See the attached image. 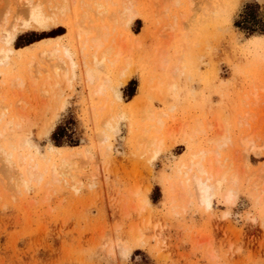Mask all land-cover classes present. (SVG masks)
Here are the masks:
<instances>
[{
  "label": "rangeland",
  "instance_id": "374dc122",
  "mask_svg": "<svg viewBox=\"0 0 264 264\" xmlns=\"http://www.w3.org/2000/svg\"><path fill=\"white\" fill-rule=\"evenodd\" d=\"M135 1L134 19L126 27L122 23L114 25V35L125 47L121 48L118 62L111 64L91 59L89 52L80 49V39L73 34V21L79 12L74 7L63 20L47 27L20 28L15 32L10 44L15 49L12 58L0 65V128L10 116L18 126L12 124L9 131L0 129V147L10 149L13 144L17 151L33 154L41 162L53 158L56 150L60 156H80L70 157L74 181L60 176L59 181L52 182L46 176L40 182L30 180L23 187L19 185L18 189L9 181L0 159V264H264V6L261 9L256 0H165L173 3L166 7L165 3L158 6L161 0L157 4L154 0L156 7L153 0ZM159 9L163 14H157ZM182 16L184 23L179 19ZM166 23L171 37L168 44H163L169 33L168 29L163 32ZM55 44L67 47L74 61L69 69L68 60L62 56L64 70H58L62 80L50 70L55 61L40 58L37 62L40 52ZM162 46L165 54L158 56ZM31 60L37 63L34 67L46 71L38 69L33 73L35 64L28 66ZM157 62L162 70L155 65ZM27 66L30 73L25 70ZM121 67L126 69L120 72ZM172 72L176 75L170 76ZM28 73L35 75L31 76L34 86L30 85ZM16 77H23L22 85L9 84ZM101 77L107 79L108 86ZM159 78L158 91L153 84ZM53 81L57 83L54 86ZM97 84L104 86L101 89ZM254 88L261 97L256 101L251 94L242 101L244 92ZM117 105L122 115L116 119ZM167 107H171L169 112ZM144 108L154 109L155 116L157 111L159 116L160 112L166 114L161 116L163 128L156 133L162 140L157 148L161 151L151 152L135 143L142 126L157 124L155 119L139 120ZM91 111L95 119L89 115H93ZM223 114L226 124L220 119ZM244 114L253 118H247V126L238 120L241 126H237V115L241 118ZM191 115L202 122V136L201 132H189L195 119ZM105 116H111L112 129L102 126L100 119L104 121ZM220 122L221 126L227 125L221 133L230 142L226 140V144L216 147L209 140L215 129L220 133ZM246 134L256 137L250 149L240 147V139ZM17 140L26 144L20 148ZM199 147L215 148L220 162H224L222 170L229 165L230 172L233 168L240 170L237 186L223 182L207 208L198 204L193 190L180 194L185 192L183 181L191 176L186 168ZM229 188L237 189L233 204L223 201ZM180 195L183 200L177 198Z\"/></svg>",
  "mask_w": 264,
  "mask_h": 264
},
{
  "label": "bare ground",
  "instance_id": "6f19581e",
  "mask_svg": "<svg viewBox=\"0 0 264 264\" xmlns=\"http://www.w3.org/2000/svg\"><path fill=\"white\" fill-rule=\"evenodd\" d=\"M158 2V0H155V2ZM164 1V2H163ZM168 1V0H167ZM167 1H165V0H161V2L159 1L158 3V6L159 5H161V4H163V3H165L164 4V7H166V4H171V2L169 1V2H167ZM174 1H176V0H174ZM134 2H136L135 0H0V65H2V64H5L7 61H8V59L12 56V54H13V52H14V48L13 47H11V40H12V38H13V36H14V34H15V32L18 30V29H20V28H28V27H47L50 23H52V22H54V23H56V21L58 22L59 21V19H61V20H63L62 18H63V16L65 15V13L71 8L72 9V7H74V8H76V11H77V9L79 10V12L77 13V19L75 20V22L73 21V25L72 26H74L73 28H75L74 29V31H73V34H74V32H75V34L79 37V39H80V49L82 50V52H89V54L91 55H89L90 57H91V59L93 58L94 60H99V61H102V60H105V61H109L110 63L109 64H111V63H114V62H116L118 59V57H120L119 55L121 54V48H123V47H125L124 46V44H123V46H122V44L120 45V41H118V40H120V38L117 40L116 39V37H115V33H114V25L115 24H120V23H122V24H125L124 26L126 27V25H128L133 19H134V17H135V15H136V10H135V8H134ZM157 2H156V4H157ZM167 2V3H166ZM256 2H257V4L260 6V8L262 9L263 8V6H264V0H256ZM152 5H155V7H156V4H154V0L152 1ZM177 3V2H176ZM193 3V2H192ZM173 4V3H172ZM171 4V5H172ZM180 4V3H179ZM182 4V3H181ZM174 5H176L175 3H174ZM219 5H221V4H219ZM235 5V4H234ZM238 5V4H237ZM158 6H157V8H158ZM163 6V5H162ZM178 6V5H177ZM189 6V5H188ZM161 7V6H160ZM170 6H168V8H169ZM188 8V7H187ZM154 9H156V8H154ZM162 10H164L165 11V9L164 8H161ZM170 9V8H169ZM157 10V9H156ZM75 11V12H76ZM167 11V10H166ZM74 12V13H75ZM69 12H67V14H68ZM160 13V14H159ZM177 13H179V12H177ZM181 13V12H180ZM178 14L179 16L180 15H182V14ZM188 13V12H187ZM139 14V13H138ZM157 14H159V15H161V14H163L161 11H160V9H159V12L157 13ZM158 15V16H159ZM66 16V15H65ZM173 16H174V14H173ZM172 16V17H173ZM68 17V16H67ZM172 19H175L174 17L172 18ZM180 19V21L181 22H183V20H181V19H184L183 18V16L181 17V18H179ZM169 20H170V18H169ZM179 21V22H180ZM177 22V21H176ZM60 23V22H59ZM63 23V22H62ZM171 23H174V20H172V22ZM184 23V22H183ZM122 24H120V26L122 25ZM181 24V26L180 27H182V23H180ZM168 23H166V25L165 26H163V27H165V30H163V32L164 31H166L167 32V29H168ZM166 26H167V28H166ZM171 26V25H170ZM66 27V26H65ZM125 27H122V28H125ZM175 27V26H174ZM67 28V27H66ZM116 28V27H115ZM68 29V28H67ZM162 29V28H161ZM164 29V28H163ZM25 30V29H24ZM169 30V29H168ZM177 30H178V28H177ZM176 30V31H177ZM20 31V30H19ZM170 31L171 30H169L168 32L169 33H166V35L165 36H167L166 37V41L163 43V44H165V43H167V39L168 38H170V37H168V34H170ZM175 31V30H174ZM162 32V31H161ZM161 32H160V34H161ZM71 34V33H70ZM119 34H121V32H119ZM16 35V34H15ZM75 36V35H74ZM119 36V35H118ZM173 36V35H172ZM61 37V36H60ZM76 37V36H75ZM62 38V37H61ZM60 39V38H59ZM76 39V38H75ZM122 41H123V37H122V39H121ZM58 41V40H57ZM121 41V42H122ZM129 41V40H128ZM136 41L137 40H135L134 41V43H135V45H136ZM40 43V42H39ZM59 43V42H58ZM127 43V42H126ZM125 43V44H126ZM130 44V43H129ZM128 44V45H129ZM132 44V43H131ZM138 44H139V42H137V46H138ZM168 44V43H167ZM166 44V45H167ZM252 44H254V43H252ZM64 45V44H63ZM127 45V44H126ZM257 45V44H256ZM40 46V45H39ZM38 46V47H39ZM49 46V45H48ZM122 46V47H121ZM129 46H131V45H129ZM128 46V47H129ZM37 47V48H38ZM43 47V46H42ZM45 48V47H44ZM47 48V47H46ZM49 48V47H48ZM137 48V47H136ZM162 48H163V46H162ZM43 49V48H42ZM79 48H77V50H78ZM124 49V48H123ZM126 49H128V48H126ZM159 49H161V48H159ZM158 49V53H157V55L159 54V53H161V54H165V52H164V48H163V52H162V49L161 50H159ZM80 50V51H81ZM35 51V50H34ZM79 50H78V52H80ZM128 51V50H127ZM160 51V52H159ZM167 51V50H166ZM24 53H25V51H23ZM27 52V51H26ZM30 53V52H29ZM39 53H37L36 55H38ZM160 54V55H161ZM122 55V54H121ZM160 55H158V56H160ZM30 56V55H29ZM32 56V55H31ZM40 56V57H39ZM62 56L63 57H65L67 60H68V63H69V69L70 68H73V66H74V61H73V57H72V55H71V53H70V51L68 50V48L67 47H65V46H62V45H59V44H55L52 48H50L49 50H43V51H41L40 52V54L38 55V57H39V59H38V61L37 62H39V60L41 61V59L43 60H51V61H55V63L53 64L52 63V68H50V65H49V68H50V70L52 69V73L54 74V76L55 75H61V73H59L60 72V70H59V68L60 69H63L64 70V68L62 67V65H63V62H61L63 59H62ZM81 56V55H80ZM84 56V55H83ZM181 56V55H180ZM21 57V56H20ZM82 57V56H81ZM126 57H127V55H126ZM126 57H122V59L123 60H126ZM173 57V56H172ZM261 57V56H260ZM264 57V56H263ZM12 58V57H11ZM19 58V57H18ZM23 58V57H22ZM26 58H28V57H26ZM34 58H35V56H34ZM41 58V59H40ZM87 58V57H86ZM128 58V57H127ZM175 58H177L178 60H181V57H178V56H176ZM30 59H32V58H30ZM29 59V60H30ZM36 59V58H35ZM129 59V58H128ZM160 59H161V57H160ZM13 60V59H12ZM23 60V59H22ZM21 60V61H22ZM82 60V59H81ZM163 60V59H162ZM161 60V61H162ZM165 58H164V61H163V63L165 62ZM169 60V59H168ZM167 60V61H168ZM173 60V59H172ZM178 60H177V62H178ZM25 61V60H24ZM23 61V62H24ZM50 61V62H51ZM58 61H60L59 63H61V64H59V66H58ZM75 61H76V58H75ZM92 61V60H91ZM157 61V60H156ZM161 61H159V62H161ZM262 61V60H261ZM43 62V61H42ZM82 61H80V63H81ZM118 62V61H117ZM125 62H127V61H123V63H125ZM155 62V61H154ZM175 62V61H174ZM180 62V61H179ZM29 63V62H28ZM41 63V62H40ZM77 63V62H76ZM121 63V62H120ZM20 64V63H19ZM33 64H35V65H33ZM37 63H35L34 61H30V63H29V65L28 66H31V65H33L32 67H34V66H36L37 67V65H36ZM42 64V63H41ZM41 64H39V65H41ZM49 64V63H48ZM92 64V63H91ZM160 64V63H159ZM162 64V63H161ZM171 64H172V62H171ZM260 64H262V62L260 63ZM27 65V64H26ZM43 65V64H42ZM60 65H61V67H60ZM65 65V64H64ZM76 65H78V64H76ZM83 65V64H82ZM81 65V66H82ZM125 65V64H124ZM127 65V64H126ZM125 65V66H126ZM155 65H157V67H158V62L155 64ZM264 65V63L262 64V66ZM22 66H25V65H22ZM27 66V68L25 69V70H28L29 71V67ZM66 66V65H65ZM89 66H90V64H89ZM112 66V65H111ZM110 66V67H111ZM21 67V66H20ZM36 67H34V71H32L33 73H35L38 69L40 70H42V68L41 67H39V68H36ZM67 67V66H66ZM91 67V66H90ZM108 67V66H107ZM163 67V66H162ZM175 67H177L178 68V66H177V63H176V66ZM174 67V68H175ZM182 67V66H181ZM259 67V66H258ZM36 68V69H35ZM85 68V67H84ZM99 68H100V66H99ZM159 69H161L160 67H158ZM170 68H172V66L170 67ZM177 68H175V69H173L172 68V70H174V72L176 71V70H178ZM254 68H255V66H254ZM260 68V67H259ZM2 69V68H1ZM123 69H126V68H123ZM122 69V67H121V70H119L120 72L123 70ZM5 70V69H4ZM36 70V71H35ZM40 70V71H41ZM58 70H59V72H58ZM156 70H157V68H156ZM162 70V69H161ZM23 71V70H22ZM42 71H46V70H44V68H43V70ZM71 71V70H70ZM126 71V70H125ZM167 71V70H166ZM170 71V70H169ZM168 71V72H169ZM179 71H181L180 69H179ZM263 71V70H262ZM3 72V71H2ZM6 72V71H5ZM64 72V71H63ZM73 72V71H72ZM120 72H118L119 74H120ZM158 72V71H157ZM165 72V71H164ZM171 72V71H170ZM174 72H172L171 74H170V76L171 75H176ZM178 71H176V73H177ZM259 72V71H258ZM264 72V71H263ZM24 73V72H23ZM27 73V72H26ZM29 73H30V71H29ZM28 73V74H29ZM37 73H38V71H37ZM59 73V74H58ZM92 73V72H91ZM261 73V72H260ZM1 74H3V73H0V75ZM63 74V73H62ZM65 74H66V69H65ZM70 74H72L71 72H70ZM99 74V73H98ZM122 74V73H121ZM120 74V75H121ZM162 74V73H161ZM16 75H18L17 73H16ZM23 75V74H22ZM51 75V74H50ZM59 75V76H60ZM85 75V74H84ZM118 75V74H117ZM262 75V74H261ZM260 75V76H261ZM263 75H264V73H263ZM31 76H33V75H31ZM30 76V74H29V77L28 78H30L31 77ZM35 76V75H34ZM34 76H33V78H34ZM46 74H45V78H46ZM122 76H123V74H122ZM254 76V75H253ZM48 77V76H47ZM57 77V76H56ZM61 77V76H60ZM64 77H65V75H64ZM70 77H71V75H70ZM87 77V76H86ZM161 77V76H160ZM178 77V76H177ZM258 77V76H257ZM4 78V77H3ZM32 77L30 78V79H32L31 80V86L33 85V84H36V83H33V82H35V79H33ZM49 78V77H48ZM66 78V77H65ZM64 78V80H66ZM153 78V77H152ZM155 78V77H154ZM153 78V79H154ZM158 78V77H157ZM167 78V77H166ZM179 78V77H178ZM259 78V77H258ZM263 78V77H262ZM12 79V78H11ZM14 80H15V82H13L12 80H11V82L9 83L10 85H12V86H14V84L16 83V84H18V85H22L23 84V82H24V80H23V77L22 78H19V77H16V78H13ZM38 79V78H37ZM55 79V78H54ZM59 79V78H58ZM61 80L63 79V76L60 78ZM70 79V78H69ZM68 79V81H71V80H69ZM95 79V78H94ZM97 79V78H96ZM100 79H105V78H100ZM127 79V78H126ZM151 79V78H150ZM150 79H148V82L150 81ZM160 79V78H159ZM159 79H157L156 80V82H158V84L154 81V86H156V89L157 88H160V81H161V79L159 80ZM170 79V78H169ZM250 79V78H249ZM1 80V79H0ZM34 80V81H33ZM48 80V79H47ZM46 79L45 80H43V81H47ZM85 80H87V79H85ZM264 80V79H263ZM29 81V80H28ZM43 81L40 83V87H42V84H43ZM67 81V80H66ZM103 81V82H102ZM101 82L104 84V80H102ZM255 81V80H254ZM13 82V83H12ZM48 82V81H47ZM52 82V81H51ZM91 82V81H90ZM251 82V81H250ZM263 82V81H262ZM1 83H3V82H1ZM46 83V82H45ZM55 83H56V81H55ZM55 83H54V81H53V83L51 84V85H55ZM59 83V82H58ZM88 83H89V80H88ZM155 83L157 84V85H155ZM15 84V85H16ZM28 84V83H27ZM46 84H48V83H46ZM57 84V83H56ZM101 84V83H100ZM100 84H97V86L99 85L100 86V88L102 89V87L104 86V85H100ZM105 86H108V84H107V79H105ZM175 84V83H174ZM258 84V83H257ZM167 83H166V86H165V88L167 89ZM170 85H173V83L171 84L170 83ZM176 85V84H175ZM254 85V84H253ZM256 85V84H255ZM264 85V84H263ZM34 86V85H33ZM153 86V87H154ZM169 86V85H168ZM15 87H17V86H15ZM26 87V86H25ZM48 87H49V85H48ZM57 87V86H56ZM163 87V86H162ZM21 88V87H20ZM50 88V87H49ZM97 88V87H96ZM99 88V89H100ZM105 88V87H104ZM58 89V88H57ZM98 89V88H97ZM153 89H155V88H153ZM162 89V88H161ZM165 89V90H166ZM256 89H258L257 87H256ZM255 88H254V90L255 91H253L252 90V92H250V93H248L249 91H247V93H245L244 92V94H243V97L241 98V100L243 101H246V99L248 98L249 99V96H251V94H252V98H255V100L257 101V98H259V96L261 97V95H259V93H258V95L259 96H257L256 95V90ZM259 89H261V87L259 88ZM259 89H258V91H259ZM262 89H264V86L262 87ZM261 89V90H262ZM21 90V89H20ZM158 90V89H157ZM164 90V91H165ZM172 90V89H171ZM48 91V90H47ZM51 91V90H50ZM49 91V92H50ZM56 91V90H55ZM58 91V90H57ZM159 91V90H158ZM158 91H157V93H158ZM167 91V90H166ZM168 91H170V90H168ZM167 91V92H168ZM41 92H43V95H46V93H45V91L44 90H42ZM52 92V91H51ZM94 92H97V91H94ZM45 93V94H44ZM56 93V92H55ZM58 93V92H57ZM98 93H101V92H99V90H98ZM168 93H170V92H168ZM53 95H54V92L52 93ZM51 93H50V96L52 95ZM158 94H160V92L158 93ZM163 94V93H162ZM164 94H166V92H164ZM56 95V94H55ZM59 95H61V91L59 90ZM168 95V94H167ZM159 96V95H158ZM161 96V95H160ZM159 96V97H160ZM164 96H166V95H164ZM4 97V96H3ZM263 97V96H262ZM18 98V97H17ZM21 98V97H20ZM65 98H63L62 99V103H63V100H64ZM2 100V99H1ZM18 100H20V99H18ZM23 100V99H22ZM105 100V99H104ZM254 100V102H256ZM66 101V100H65ZM113 101V100H112ZM118 102V101H117ZM10 103V102H9ZM56 103V102H55ZM116 103V102H115ZM120 103V102H119ZM245 104H243V105H246V102H244ZM258 103V102H257ZM5 104V103H4ZM17 104V103H16ZM64 104V103H63ZM107 104H109V103H107ZM113 104V103H112ZM141 104V103H140ZM62 105V104H61ZM56 106H57V104H56ZM103 106V105H102ZM107 106H109L110 107V105H107ZM118 106V105H117ZM65 107V106H64ZM141 108L143 107V106H140ZM139 107V108H140ZM172 107V106H171ZM171 107H167L166 109H167V111L169 112V110H168V108L170 109ZM57 108V107H56ZM58 108H59V106H58ZM117 108V109H116ZM124 108V107H123ZM147 108V107H146ZM0 109H1V107H0ZM92 109V111H93V108H91ZM91 109H89V110H91ZM97 109H100L99 107H97ZM104 109V108H103ZM108 109H110V108H108ZM115 109L117 110L115 113H116V115L114 114V117L117 119V115H119V116H121L122 115V110H121V107H115ZM115 109L113 110V111H115ZM151 109V108H150ZM21 110V109H20ZM58 111H59V109H57ZM105 110V109H104ZM112 110V109H111ZM140 110V109H139ZM138 110V111H139ZM142 110V109H141ZM19 111V110H18ZM91 111V112H92ZM98 111V110H97ZM153 111H154V109H153ZM153 111L152 110H145V108L143 109V111L141 112V117L139 118V120H141L142 122H145V121H147L148 122V120L150 121V120H152L153 121V119H155V121H156V123L157 124H153V123H149V124H145L144 126H142L141 127V129H140V132L138 133V135H137V137L135 136V143L137 142V143H141V144H143V146L142 147H146V148H148V149H151V152H152V150L153 151H156L157 150V148H159L158 147V143H160V144H162V140L160 139V138H158L157 137V135H156V133L158 134V132L159 131H161V129H160V127H162V126H164V122H163V118L161 119V116H165L166 117V114L164 115H162L161 113L162 112H160V115L161 116H159V115H157V113L159 114V112L157 111V113H156V116L154 115V113H153ZM162 111V110H161ZM247 111V110H246ZM245 111V112H246ZM20 112V111H19ZM90 112V113H91ZM125 112V111H124ZM140 112V111H139ZM243 112V111H242ZM244 112V113H245ZM93 113V112H92ZM97 113V112H96ZM114 113V112H113ZM126 113V112H125ZM248 113V112H247ZM0 114H1V110H0ZM19 114H21V113H19ZM107 114H109V113H107ZM106 114V115H107ZM135 114V113H134ZM239 114V113H238ZM2 115V114H1ZM25 115V114H24ZM89 115H91L92 116V118H93V116H94V119H95V113H93V115L92 114H89ZM240 115V114H239ZM245 115V114H244ZM243 115V117H239L238 115H237V123H236V125L237 126H239L240 125V123H238L239 121L238 120H243L242 122H244V124H245V122H246V126L248 125V121H247V118L249 119V117H251L252 115H249V116H244ZM168 116V115H167ZM225 116H227V115H225ZM236 116V115H235ZM11 117V119L10 120H8L7 121V123H5V125L3 126L2 125V127H4V128H6V131H7V129H8V131L11 129L10 127H11V125L13 124L14 125V127L15 126H18V125H15L14 124V122H13V119H12V116H10ZM131 117V116H130ZM137 118H138V116H136ZM168 117H171L170 115L168 116ZM191 117H193V118H195V119H192V120H194V122H193V124L190 126L189 125V128H191V130L189 131V132H191L192 134H195V133H198V132H201V136H202V133H203V131H204V127H203V125H202V122L199 120V118L197 119L195 116H193V115H191ZM190 117V118H191ZM203 117V116H202ZM221 118V121H224V123H225V117H224V114L222 115V116H220ZM222 117H223V119H222ZM240 119H239V118ZM91 118V117H90ZM96 118H97V116H96ZM120 118V117H119ZM137 118H135V119H137ZM174 118V117H173ZM189 118V119H190ZM201 118V117H200ZM228 118V117H227ZM251 118H253V117H251ZM94 119H93V121H94ZM98 119H100V118H98ZM103 118H101L100 119V121H102V126L104 125L105 127H107L108 129H112L113 128V123L111 122V121H113V120H111V116H109V117H104V121L102 120ZM165 119V118H164ZM51 121H52V118L50 119ZM49 120V121H50ZM133 120V119H132ZM175 120V119H174ZM228 120V119H227ZM100 121H99V123H100ZM114 121H115V119H114ZM119 121V120H118ZM188 121V120H187ZM116 122V121H115ZM140 122V121H139ZM138 122V123H139ZM141 122V123H142ZM154 122V121H153ZM179 122V121H178ZM181 122V121H180ZM190 122V121H189ZM241 122V121H240ZM136 123V122H135ZM166 123V122H165ZM186 123V122H185ZM185 123H184V125H185ZM208 123V122H207ZM230 123V122H229ZM49 124V123H48ZM119 124V123H118ZM144 124V123H143ZM214 125H215V122L213 123ZM221 124H222V122H220V126H221ZM226 124V123H225ZM228 124V123H227ZM205 125V124H204ZM213 125V126H214ZM216 125H217V123H216ZM215 125V126H216ZM219 125V124H218ZM229 125V124H228ZM101 126V125H100ZM140 126V125H139ZM179 126V125H178ZM225 127H227V125H224ZM224 126H221V130L219 131L220 133L219 134H217L218 133V131L216 132V129H215V131H214V133H212V134H215L209 141H211L212 143H214L215 144V146L216 147H221L222 146V144H226L225 142H226V140H227V142H230V141H228V139H226L227 137H225L224 135H223V133H221V131H223V129H222V127H224ZM241 126V125H240ZM243 126V125H242ZM1 127V128H2ZM49 127V126H48ZM132 127V126H131ZM137 127V126H136ZM176 127V126H175ZM230 127V126H229ZM0 128V129H1ZM16 128V127H15ZM46 128H47V126H46ZM103 128V127H102ZM119 128V127H118ZM163 128V127H162ZM177 128V127H176ZM214 128V127H213ZM48 129V128H47ZM134 130H136L135 128H133ZM186 129V128H185ZM207 129H209V127L207 126ZM219 129V128H218ZM231 129V128H230ZM1 130H3V129H1ZM107 130V129H106ZM133 130V131H134ZM137 130H138V128H137ZM206 130V129H205ZM12 131V130H11ZM176 131V130H175ZM180 131V130H179ZM183 131V130H182ZM208 131H210V130H208ZM226 131V130H225ZM108 132H109V130H108ZM135 132V131H134ZM177 132V131H176ZM187 132V131H186ZM185 132V133H186ZM216 132V133H215ZM227 132V131H226ZM229 132V131H228ZM257 132V131H256ZM110 133V132H109ZM133 133V132H132ZM136 133V132H135ZM168 133V132H167ZM210 133V132H209ZM251 133V132H250ZM253 133V132H252ZM264 133V132H263ZM101 135L102 134H105V132L104 133H100ZM111 134V133H110ZM183 135V132L182 133H180V135ZM204 134V133H203ZM228 134H230V133H228ZM1 135H3L2 134V132L0 131V136ZM101 135H100V138H101ZM189 135V134H188ZM231 135V134H230ZM229 135V136H230ZM259 135V134H258ZM111 136H113V135H111ZM159 136V135H158ZM191 136H193V135H191ZM196 136V135H195ZM242 136V135H241ZM246 136L247 137H239V138H241L240 139V147H241V145H243V148L244 147H248L249 146V148L248 149H250V147H251V145L254 143L253 142V137H255V136H253V137H251V136H249L248 134H246ZM262 136V135H261ZM2 137V136H1ZM103 137V136H102ZM134 137V136H133ZM186 137V136H185ZM194 137V136H193ZM260 137V136H259ZM258 136H257V139L259 138ZM108 138V137H107ZM115 138V137H114ZM187 138V137H186ZM256 138V137H255ZM262 138V137H261ZM264 138V137H263ZM262 138V139H263ZM109 139V138H108ZM112 139V138H111ZM171 139V138H170ZM188 140H190V141H192L190 138H187ZM201 139V138H200ZM20 140V139H19ZM130 140V139H129ZM254 140H256V139H254ZM21 141V140H20ZM18 142V140H17V142L19 143H17V145H19V146H21L20 148H22V145L24 146V144H26L25 142H23V144H21V142ZM23 141V140H22ZM106 141H107V139H106ZM182 141V140H181ZM185 141H187V140H185ZM194 141V140H193ZM235 141V140H234ZM103 142V141H102ZM133 142V141H132ZM171 142V141H170ZM189 142V141H188ZM197 142H198V140H197ZM239 142V141H238ZM105 143V142H104ZM108 143H111V142H109L108 141ZM135 143H133V144H135ZM187 143V142H186ZM191 142H189V144H190ZM200 143V142H199ZM249 143H251L250 145H249ZM9 144V143H8ZM11 144V143H10ZM9 144V145H10ZM16 144V143H15ZM21 144V145H20ZM194 144V143H193ZM210 144V143H209ZM228 144V143H227ZM136 145V144H135ZM139 145V144H138ZM18 146V147H19ZM30 146V145H29ZM197 146V145H196ZM201 146V145H200ZM206 146V145H205ZM204 146V147H205ZM208 146V145H207ZM210 146V145H209ZM191 147V146H190ZM193 147V146H192ZM191 147V148H192ZM7 147H5V148H3V147H0V159H1V161L3 162V164H4V166H5V168H6V172H7V176H8V179H9V181L10 182H12V185L14 186V187H18L19 185L21 186V185H26L30 180L32 181V180H37V181H39L40 182V180L42 181L43 179H45L46 178V176H48L49 177V179L52 181V182H54V181H59V179H60V176L64 179V178H69V179H71L72 181H74L75 179H76V177H75V172H74V174L71 172V170L73 171V166H72V162H71V159H70V157L72 156L73 157V159L75 158V156H78V155H75V156H73V155H65V153H64V155H61L60 156V154H59V152L54 148V147H52L51 149H54V151H55V156L53 157V158H51V156L50 157H47V158H45L44 159V161L43 162H41V161H38V160H36L35 159V156L33 155V154H30V153H28V154H24V152L22 153V152H20V151H17L16 150V147L12 144L11 146H10V149H6ZM31 148V147H30ZM161 148V147H160ZM27 149V148H26ZM143 149V148H142ZM189 149V148H188ZM219 149V148H218ZM32 150V149H31ZM34 150H35V148H34ZM24 151V150H23ZM50 151V150H49ZM69 151V150H68ZM67 151V152H68ZM147 151V150H146ZM149 151V150H148ZM157 151H161V150H157ZM192 151V150H191ZM194 151V150H193ZM29 152V151H28ZM32 152H34V151H32ZM36 152H38V151H36ZM27 153V152H26ZM155 153V152H154ZM34 154H35V152H34ZM48 154H50V153H48ZM76 154V153H75ZM85 154V153H84ZM152 154V153H151ZM189 154V153H188ZM218 155H219V152L215 149V148H212L211 147V149H205V148H201V147H199L195 152H194V154H193V158H192V160L190 161V163H189V166L186 168L188 171H190L191 172V176H189L190 177V179H187L186 178V180H184L183 182L185 183H183V185H182V187L184 188V191L185 192H181L180 194H182V193H189L191 190H193V192H194V196L195 197H197V199H196V201L197 202H199L198 204H202V205H205V206H203L204 208L206 207H210V205H211V201H212V197H213V194H214V192H215V190L216 189H218V187L221 185V184H223V182H229V183H232V185H235V186H237L236 185V181H238V179H237V171H238V169H236L235 170V168H233L234 169V171L233 172H230L229 170L230 169H232V167L230 168V166L231 165H229V167H227L226 169H224V170H222L223 168V163H221L220 162V160H219V158H218ZM79 156H80V154H79ZM78 156V157H79ZM86 156V155H85ZM91 156V155H90ZM90 156H88L87 158H91ZM219 157H221V156H219ZM56 158H58V161L56 160ZM222 158V157H221ZM223 160L224 161H226V158H223ZM228 161V160H227ZM226 161V162H227ZM230 163V162H229ZM233 163V162H232ZM86 165H87V163H86ZM187 165V164H186ZM185 165V166H186ZM227 165V164H226ZM234 165H236V164H234ZM245 165V164H244ZM89 166V165H88ZM182 166V165H181ZM184 166V167H185ZM83 167H84V165H83ZM236 167V166H235ZM244 167V166H243ZM242 167V168H243ZM82 168V167H81ZM85 168H87V167H85ZM238 168V167H237ZM185 169V170H186ZM75 170V169H74ZM241 170H243V169H241ZM178 171V170H177ZM176 171V172H177ZM187 171V172H188ZM240 171V170H239ZM238 171V172H239ZM247 171V170H246ZM242 173V172H241ZM240 174V173H239ZM182 175H183V173H182ZM186 175V174H185ZM241 175V174H240ZM245 175V174H244ZM250 175V174H249ZM185 177V176H184ZM248 178L247 179H251V178H249V176H247ZM251 177V176H250ZM241 178V177H240ZM63 179H61L62 180V182L64 181ZM175 179V178H174ZM185 179V178H184ZM78 180V179H77ZM49 181V180H48ZM48 181H46V182H48ZM240 181H242L241 179H240ZM254 181V180H253ZM252 181V182H253ZM78 182V181H77ZM32 183H34V182H32ZM38 183V182H37ZM56 183V182H55ZM66 183V182H65ZM174 183V182H173ZM178 183H179V186H180V180L178 181ZM258 183V182H257ZM47 184V183H46ZM48 184H49V182H48ZM50 184H52V183H50ZM251 184V183H250ZM168 185V184H167ZM227 185H229L228 183H227ZM253 185V184H252ZM258 186H259V184H257ZM255 186H256V184H255ZM21 187H23V186H21ZM20 187V188H21ZM172 186H170L169 188V190H170V192H171V190H173L172 188H171ZM181 187V186H180ZM182 187H181V189H182ZM223 187V186H222ZM233 187V186H232ZM252 187H254V186H252ZM15 188V189H16ZM257 188V187H256ZM18 189V188H17ZM17 189H16V191H17ZM239 189V188H238ZM251 189V188H250ZM219 190V189H218ZM237 190V189H236ZM235 190V191H236ZM183 191V190H182ZM220 191V190H219ZM222 191V190H221ZM224 191V190H223ZM234 190H233V188L231 189V188H229L227 191H225V193H224V195L222 196L223 197V201H225L226 203H229V204H233L234 202H235V200H236V192H235ZM240 191V190H239ZM174 192V191H173ZM192 192V191H191ZM170 194V193H169ZM177 194V196H178V194L179 193H176ZM183 194V195H184ZM192 195V194H191ZM181 196V197H180ZM179 197H177V198H181V200H183L182 199V195H180ZM190 196V195H189ZM189 196H188V194H187V200L188 199H190L189 198ZM193 196V195H192ZM215 196V195H214ZM184 197V196H183ZM195 197H193V199L195 198ZM186 200V201H187ZM141 201H143V200H141ZM170 201H172L171 200V198H170ZM174 201V200H173ZM177 201V200H176ZM189 201V200H188ZM187 201V202H188ZM144 202V201H143ZM147 202V201H146ZM175 202V201H174ZM179 202V201H178ZM142 203V202H141ZM180 203V202H179ZM178 203V204H179ZM181 203H182V201H181ZM143 204V203H142ZM145 204V203H144ZM183 204V203H182ZM182 204L180 205V206H182ZM176 205V204H175ZM177 206V205H176ZM175 206V207H176ZM174 207V206H173ZM182 208V207H181Z\"/></svg>",
  "mask_w": 264,
  "mask_h": 264
},
{
  "label": "trees",
  "instance_id": "16d2710c",
  "mask_svg": "<svg viewBox=\"0 0 264 264\" xmlns=\"http://www.w3.org/2000/svg\"><path fill=\"white\" fill-rule=\"evenodd\" d=\"M132 95V94H131ZM76 143H73L72 145H75Z\"/></svg>",
  "mask_w": 264,
  "mask_h": 264
}]
</instances>
